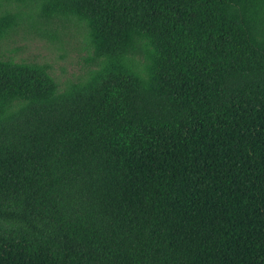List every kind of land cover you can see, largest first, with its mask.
<instances>
[{"label":"trees","instance_id":"1","mask_svg":"<svg viewBox=\"0 0 264 264\" xmlns=\"http://www.w3.org/2000/svg\"><path fill=\"white\" fill-rule=\"evenodd\" d=\"M83 38L59 82L2 42ZM264 0H0V264H264Z\"/></svg>","mask_w":264,"mask_h":264},{"label":"rangeland","instance_id":"2","mask_svg":"<svg viewBox=\"0 0 264 264\" xmlns=\"http://www.w3.org/2000/svg\"><path fill=\"white\" fill-rule=\"evenodd\" d=\"M2 50L17 60L47 65L50 73L61 83L76 79L86 68L84 40L69 32H60L59 40H53L35 31L17 28L2 42Z\"/></svg>","mask_w":264,"mask_h":264}]
</instances>
